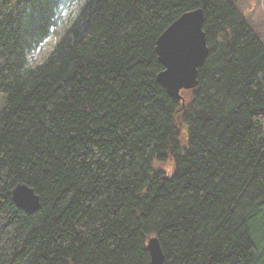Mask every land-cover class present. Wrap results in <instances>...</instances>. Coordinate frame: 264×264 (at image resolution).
Segmentation results:
<instances>
[{
	"label": "trees",
	"instance_id": "trees-1",
	"mask_svg": "<svg viewBox=\"0 0 264 264\" xmlns=\"http://www.w3.org/2000/svg\"><path fill=\"white\" fill-rule=\"evenodd\" d=\"M196 10L177 101L156 43ZM152 237L164 264H264L261 38L234 0H0V264H150Z\"/></svg>",
	"mask_w": 264,
	"mask_h": 264
},
{
	"label": "water",
	"instance_id": "water-1",
	"mask_svg": "<svg viewBox=\"0 0 264 264\" xmlns=\"http://www.w3.org/2000/svg\"><path fill=\"white\" fill-rule=\"evenodd\" d=\"M204 16L201 10L182 15L159 37L156 43L158 60L164 70L157 80L177 101L183 100V91L197 86L198 69L205 63L209 50L203 32ZM16 206L27 213L40 208L34 190L18 185L11 193ZM150 264H164V255L157 237L148 240Z\"/></svg>",
	"mask_w": 264,
	"mask_h": 264
},
{
	"label": "rangeland",
	"instance_id": "rangeland-1",
	"mask_svg": "<svg viewBox=\"0 0 264 264\" xmlns=\"http://www.w3.org/2000/svg\"><path fill=\"white\" fill-rule=\"evenodd\" d=\"M236 6L244 18V20L251 26V29L258 35L264 44V0H234ZM62 32V30H61ZM58 37H52L44 46L43 51L36 54L30 62L37 63L48 53L53 43ZM163 170L166 172L171 169V166L165 163ZM169 168V169H168Z\"/></svg>",
	"mask_w": 264,
	"mask_h": 264
},
{
	"label": "bare ground",
	"instance_id": "bare-ground-1",
	"mask_svg": "<svg viewBox=\"0 0 264 264\" xmlns=\"http://www.w3.org/2000/svg\"><path fill=\"white\" fill-rule=\"evenodd\" d=\"M151 263V262H150Z\"/></svg>",
	"mask_w": 264,
	"mask_h": 264
}]
</instances>
